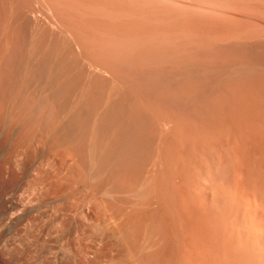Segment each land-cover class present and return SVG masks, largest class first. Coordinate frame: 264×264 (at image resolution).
Here are the masks:
<instances>
[{
  "label": "rangeland",
  "instance_id": "obj_1",
  "mask_svg": "<svg viewBox=\"0 0 264 264\" xmlns=\"http://www.w3.org/2000/svg\"><path fill=\"white\" fill-rule=\"evenodd\" d=\"M0 44L3 264H264V0H0Z\"/></svg>",
  "mask_w": 264,
  "mask_h": 264
},
{
  "label": "bare ground",
  "instance_id": "obj_2",
  "mask_svg": "<svg viewBox=\"0 0 264 264\" xmlns=\"http://www.w3.org/2000/svg\"><path fill=\"white\" fill-rule=\"evenodd\" d=\"M16 19H17V18H16ZM51 22H52V21H51ZM54 28H55V27H54ZM5 30H6V29H5ZM58 30H59V29H58ZM67 36H69V33H68ZM70 37H71V36H70ZM70 39H71V38H70ZM6 40H7V39H6ZM69 42H70V41H69ZM64 43H65V42H64ZM72 43H73V42H72ZM0 45H1V44H0ZM68 45H69V44H68ZM75 45H76V44H75ZM79 45L81 46L82 44L80 43ZM31 46H32V45H31ZM80 46H79V47H80ZM77 47H78V46H77ZM77 47H76V49H77ZM15 48H16V47H15ZM82 48H83V46H81V47H80L81 50L85 49V48H83V49H82ZM80 49H79V50H80ZM23 50H24V49H23ZM79 50H78V51H79ZM15 51H16V50H15ZM27 51H28V50H27ZM40 51H41V49H40ZM13 52H14V51H13ZM79 52H80V51H79ZM84 53H85V51H84ZM1 54H2V52H1ZM12 54H13V53H12ZM35 54H36V53H35ZM79 54H80V53H79ZM13 55H14V54H13ZM16 55H17V54H16ZM81 55H82V54H81ZM81 55H80V56H81ZM19 56H20V55H19ZM41 56H42V55H41ZM82 57H83V55H82ZM7 58H8V57H7ZM12 58H13V57H12ZM36 58H37V57H36ZM16 59H17V58H16ZM2 60H3V59H2ZM86 61H87V60H86ZM89 62H90V61H89ZM89 62H88V63H89ZM10 64H11V63H10ZM19 64H20V63H19ZM92 64L94 65L93 62H92ZM3 66H4V65H3ZM12 66H13V65H12ZM17 66H18V65H17ZM17 66H16V67H17ZM85 66H86V65H85ZM88 66H89V65H88ZM97 66H98V65H97ZM97 66H96V67H97ZM19 67H20V66H19ZM50 67H51V66H50ZM82 67H83V66H82ZM92 67H93V66H92ZM14 68H15V67H14ZM84 68H85V67H84ZM86 69H87V68H86ZM102 69H103V68H102ZM0 70H1V69H0ZM2 70H3V68H2ZM52 70H53V69H52ZM95 70H96V69H95ZM98 70H101V69H98ZM103 70H104V69H103ZM109 70H110V69H109ZM13 71H14V70H13ZM105 71H106V69H105ZM110 71H111V70H110ZM0 72H1V71H0ZM92 72H93V71H92ZM96 72H97V71H96ZM98 72H99V71H98ZM106 72H107V71H106ZM108 72H109V71H108ZM94 73H95V72H94ZM100 73H102V71H100ZM104 73H105V72H104ZM3 74H4V73H3ZM26 74H27V73H26ZM102 74H103V73H102ZM55 75H56V74H55ZM93 75H94V74H93ZM109 75H110V74H109ZM112 75H113V74H112ZM117 75H118V74H117ZM33 76H34V74H33ZM101 76H102V75H101ZM110 77H111V76H110ZM86 79H87V78H86ZM109 80H110V79H109ZM114 80H115V79H114ZM100 81H101V80H100ZM128 82H129V81H128ZM116 83H119V82H116ZM89 84H90V83H89ZM82 86H83V85H82ZM89 86H90V85H89ZM97 86H98V85H97ZM110 86H111V84H110ZM119 86H120V85H119ZM91 87H93V86H91ZM117 87H118V86H117ZM0 89H1V88H0ZM87 90H88V89H87ZM117 90H118V89H117ZM81 92H82V91H81ZM84 92H85V91H84ZM121 92H122V91H121ZM1 93H2V92H1ZM88 93H89V92H88ZM83 94H84V93H83ZM115 95H116V93H115ZM115 95H114V97H115ZM79 97H81V96H79ZM89 97H90V96H89ZM107 97H108V96H107ZM121 98H122V97H121ZM78 99H79V98H78ZM107 99H108V98H106V101H107ZM79 100H80V99H79ZM90 100H91V99H90ZM90 100H89V102H90ZM110 100H112V99L110 98ZM113 101H114V100H113ZM90 103H91V102H90ZM97 103H98V102H97ZM104 103H105V102H104ZM113 103H114V102H113ZM72 104H73V103H72ZM101 104H102V103H101ZM110 104H111V102H110ZM75 105H76V104H75ZM82 105H83V104H82ZM90 105H91V104H90ZM74 107H75V106H74ZM80 107H81V106H80ZM80 107H79V108H80ZM101 107H102V106H101ZM72 108H73V107H72ZM72 108H70V109H72ZM91 108H92V107H91ZM104 109H105V108H104ZM97 111H98V110H97ZM67 112H68V111H67ZM69 112H70V111H69ZM99 113H100V112H99ZM131 114H132V113H131ZM67 115H68V114H67ZM70 115H71V114H70ZM115 115H116V114H115ZM70 118H71V117L68 118V116H67V119H68V120H69ZM92 119H93V118H92ZM101 119H102V118H101ZM70 120H71V119H70ZM71 122H72V121H71ZM104 122H105V121H104ZM68 123H69V122H68ZM75 123H76V122H75ZM73 124H74V123H73ZM95 124H96V123H95ZM93 125H94V123H93ZM46 126H47V125H46ZM96 126H97L99 129H100V127H101V126L99 127V125H96ZM63 127H64V126H63ZM93 127H94V126H93ZM93 127H92V129L94 130L95 127H94V128H93ZM97 127H96V128H97ZM64 128H65V127H64ZM98 128H97V129H98ZM70 129H71V128H70ZM92 129H91V130H92ZM99 129H98V131H99ZM96 131H97V130H94V131H92L91 133L94 134V132H96ZM98 131L96 132V135H95V136L98 137V138L95 137V138L97 139V140L95 139L96 142H97L98 140L100 141V139H101V138L98 136V133H99ZM65 132H66V131H65ZM70 132H71V131H70ZM146 132H147V131H146ZM67 133H68V132H67ZM82 133H83V132H82ZM91 133H90V138H91ZM101 133H102V132H101ZM65 134H66V133H65ZM65 134H64V135H65ZM72 134H73V133H72ZM35 135H36V134H35ZM64 135H63V136H64ZM67 135H68V134H67ZM82 135H84V133H83ZM85 135H86V134H85ZM65 136H66V135H65ZM68 136H69V135H68ZM68 136H66L68 139H69L71 136L73 137V135H71V136H69V137H68ZM75 136H76V135H75ZM87 136H89V134H88ZM93 136H94V135H93ZM90 138H89V139H90ZM74 139H75V138H74ZM93 140H94V138L92 137V142H93ZM109 140H110V139H109ZM70 141H71V140H70ZM90 141H91V140H90ZM90 141H89V143H91ZM83 142H84V141H83ZM94 142H95V141H94ZM94 142H93V143H94ZM106 142H107V141H106ZM68 143H69V142H68ZM68 143H67V144H68ZM70 143H71V142H70ZM72 143H74V142H72ZM93 143H91V145H92ZM100 143H101V141H100ZM104 143H105V142H104ZM109 143H110V142H109ZM60 144H62V143H60ZM71 145H72V144H71ZM95 145L98 146V142H97V144H95ZM104 145H105V144H104ZM115 145H116V144H115ZM89 146H90V145H89ZM101 146H102V143H101V145H100L99 147H101ZM67 147H68V146H67ZM92 147H93V149L95 148L94 144L92 145ZM112 147H113V146H112ZM112 147H111V148H112ZM119 147H120V146H119ZM89 148H90V147H89ZM96 148H98V147H96ZM96 148H95V149H96ZM74 149H75V148H74ZM109 149H110V148H109ZM88 150H89V149H88ZM96 150H97V149H96ZM98 150H99V149H98ZM102 150H103V149L101 148L99 151H102ZM74 151H76V149H75ZM74 151H73V152H74ZM86 151H87V150H86ZM94 151H95V150H93V151L91 150L93 156L97 153V152L94 153ZM106 151H108V150H107V149H104V151H102V152H104V153H103V154H104V158H103V156H101V155H103V154L99 155V153H98V155H99L100 157H102L103 159H105V160H103L102 158H100V157L98 156V157H99V160L101 159V160H100V161H101L100 164H102V161H105V162H106V160L108 159V158H105V152H106ZM111 151H112V150H111ZM76 152H77V151H76ZM76 152H75V153H76ZM78 152H79V151H78ZM80 152H81V151H80ZM65 153H66V152H65ZM75 153H74V155H75ZM100 153H101V152H100ZM117 153H118V152H117ZM76 154H77L76 157H78V156H79L78 153H76ZM90 154H91V153H90ZM106 154H107V153H106ZM57 155H59V154H57ZM68 155H69V154H67V156H68ZM87 155H88V154H87ZM85 156H86V155H85ZM106 156L108 157V154H107ZM111 156H113V155H111ZM91 157H92V155H91ZM91 157H90V158H91ZM94 157L97 158L96 156H94ZM115 157H116V156H115ZM57 158H58V157H57ZM82 158H83V157H82ZM85 158H86V157H85ZM109 158H111V157H110V154H109ZM59 159H60V161H57V160H58V159H57V160H55V162L57 161V163L60 162V164H61V160L64 159V156H63V159H61V158H59ZM91 159H93V158H91ZM91 159H90V160H91ZM111 159H112V158H111ZM119 159H120V158H119ZM73 160H74V159H73ZM85 160H87V158H86ZM97 160H98V159H97ZM109 160H110V159H109ZM109 160H107V162H108ZM64 161H65V160L62 161L63 164H64ZM80 161H81V159H80ZM110 161H111V160H110ZM55 162H54V164H55ZM82 162H84V161H82ZM86 162H87V161H86ZM90 162H92V161H90ZM98 162H99V161H98ZM112 162H113V161H112ZM114 162H115V161H114ZM57 163H56V164H57ZM77 163H78V162H77ZM79 163H80V162H79ZM84 163H85V162H84ZM56 164H55V166H56ZM58 164H59V163H58ZM63 164H61V165H62L63 168L65 169V173H66V169H67V171H69V168H67L68 165H67L66 162H65V164H66V168H65V166H64L65 164H64V165H63ZM82 164H83V163H82ZM92 164H93V162H92ZM94 164H95V162H94ZM97 164H98V163H97ZM105 164H106V163H105ZM84 165H87V164L85 163ZM103 165H104V162H103ZM103 165H99V164H98L99 167H100V166H103ZM106 165H107V164H106ZM106 165H105V166H106ZM59 167H60V169L62 168L60 165H59L58 167L56 166L57 169H58ZM68 167H69V166H68ZM72 167H73V166H72ZM82 167H83V166H82ZM94 167H96V166H94ZM103 167H104V166H103ZM107 167H109V166L107 165ZM160 167H161V166H160ZM3 168H4V167L2 166V164H0V246H1V244H2V235H3V231H4V225H5L6 213L8 212V208H7V203H8V202H7V199H6L5 194H4V193H5V176H6L5 174H6V173L4 172V169H3ZM63 168H62V169H63ZM86 168H87V167H86ZM114 168H115V167H114ZM62 169H61V171H62ZM64 169H63L62 172H64ZM94 169H95V170H94ZM94 169L92 168L91 170H94V171L97 170L96 168H94ZM102 169H103V168H102ZM102 169H101V170H102ZM104 169H105V167H104ZM80 170H81V168H80ZM80 170L78 171V173L80 172ZM85 170H86V169H85ZM85 170H84V171H85ZM88 170H89V169H88ZM57 171L59 172V170H57ZM61 171H60V172H61ZM97 171H98V170H97ZM97 171H96V173H92V172H91V173L94 174V175L96 174L95 176L98 177L97 175L101 174L102 172H100V170H99L100 173L98 172L99 174H97ZM104 171H107V170H106V169L103 170V173H104ZM70 172H71V170H70ZM81 172H82V170H81ZM76 173H77V172H76ZM78 173H77V174H78ZM112 173H113V171H112ZM118 173H119V172H118ZM57 174H58V173H57ZM59 174H60V173H59ZM66 174H67V173H66ZM68 174H69V173H68ZM84 174L86 175V171H85ZM84 174H83V175H84ZM87 174H88V173H87ZM89 174H90V173H89ZM92 174H91V175H92ZM69 175H70V174H69ZM83 175H82V177L85 178L86 176H83ZM62 176H63V175H62ZM70 176H71V175H70ZM99 176H100V175H99ZM64 177H66V176H64ZM79 177H80V176H79ZM96 177H95V178H96ZM101 177H102V176H101ZM62 178H63V177H62ZM71 178H72V177H71ZM76 178H77V177H76ZM87 178H88V177H87ZM99 178H100V177H99ZM102 178H103V177H102ZM89 179H90V178H89ZM148 179H149V178H148ZM58 180H59V179H58ZM61 180H62V179H61ZM77 180H78V179H77ZM94 180H95V179H94ZM101 180H102V179H101ZM112 180H113V179H112ZM70 181H71V180H70ZM85 181H86V180H85ZM106 182H107V181H106ZM109 182H110V181H109ZM70 183H71V182H70ZM83 183H84V182H83ZM140 183H141V182H140ZM78 184H79V183H78ZM101 184H102V183H101ZM101 184H100V185H101ZM103 184H104V182H103ZM147 184H148V183H147ZM100 185H99V186H100ZM111 185H112V182H111ZM99 186H98V187H99ZM70 187H71V186H70ZM89 187H90V185H89ZM106 187H107V186H106ZM113 187H114V186H113ZM91 188H92V187H91ZM94 188H95V187H94ZM96 188H97V187H96ZM104 188H105V187H104ZM92 189H93V188H92ZM98 189H99V188H97V190H98ZM107 189H109V188L107 187ZM107 189H106V192H107ZM116 189H117V188H116ZM87 191H88V190H87ZM116 191H117V190H115V192H116ZM102 192L105 193V192H104V189H103ZM115 192L111 191V192H107V193L109 194V193H115ZM107 193H106L105 195H108ZM99 194H101V193H99ZM90 195H91V194H90ZM110 195H111V194H110ZM96 196H97V195H96ZM103 196H104V195H103ZM108 196H109V195H108ZM113 196H115V195H113ZM94 197H95V195H94ZM111 197H112V196H111ZM97 198H98V197H97ZM112 198H113V197H112ZM81 204H82V203H81ZM100 204H101V203H100ZM82 205H83V204H82ZM98 205H99V204H98ZM112 206H113V205H112ZM83 207H84V206H83ZM95 208H96V207H95ZM104 208H105V207H104ZM80 209H81V208H80ZM87 210H88V209H87ZM92 211H93V210H92ZM105 211H106V210H105ZM116 211H117V210H116ZM86 212H87V211H86ZM109 212H110V211H109ZM133 213H134V212H133ZM81 215H82V214H81ZM121 215H122V214H121ZM90 218H91V217H90ZM123 220H124V219H123ZM95 225H96V224H95ZM97 225H98V224H97ZM100 225H101V224H100ZM124 227H125V226H124ZM96 228H97V227H96ZM99 228H100V227H99ZM104 229H105V228H104ZM117 229H118V228H117ZM95 230H96V229H95ZM108 230H109V228H108ZM115 233H116V232H115ZM115 233H114V234H115ZM117 235H118V234H117ZM120 237H121V236H120ZM129 250H130V249H129ZM1 257H2V256H1ZM116 260H117V259H116ZM2 261H3L2 258H0V264H3ZM139 261H140V260H139ZM121 262H122V261H121ZM126 262H127V261H126Z\"/></svg>",
  "mask_w": 264,
  "mask_h": 264
}]
</instances>
